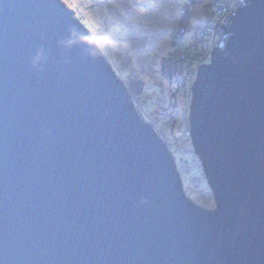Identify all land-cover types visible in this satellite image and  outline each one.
<instances>
[{
    "label": "water",
    "instance_id": "obj_1",
    "mask_svg": "<svg viewBox=\"0 0 264 264\" xmlns=\"http://www.w3.org/2000/svg\"><path fill=\"white\" fill-rule=\"evenodd\" d=\"M223 28L189 109L207 209L101 50L59 43L73 10L0 0V264H264V0Z\"/></svg>",
    "mask_w": 264,
    "mask_h": 264
},
{
    "label": "rangeland",
    "instance_id": "obj_2",
    "mask_svg": "<svg viewBox=\"0 0 264 264\" xmlns=\"http://www.w3.org/2000/svg\"><path fill=\"white\" fill-rule=\"evenodd\" d=\"M62 1L91 35L113 38V45L99 50L124 82L136 112L152 126L175 158L186 196L201 207L214 209V196L203 174L201 160L193 153L186 132L190 122L191 86L196 79L191 74L200 63L193 59V53L198 50L190 49L192 32L198 21L204 20L206 5L211 0L192 5L187 15L181 13L187 0ZM184 16L190 21L185 27L181 24ZM183 51L191 58L182 61ZM163 57L186 68V78L181 77L179 84L168 78L171 71L165 72Z\"/></svg>",
    "mask_w": 264,
    "mask_h": 264
},
{
    "label": "built area",
    "instance_id": "obj_3",
    "mask_svg": "<svg viewBox=\"0 0 264 264\" xmlns=\"http://www.w3.org/2000/svg\"><path fill=\"white\" fill-rule=\"evenodd\" d=\"M188 3L190 6H192L196 3L200 4L201 0H189ZM244 4L245 0H211L205 9L206 16L204 20L198 22L197 30L194 33L195 39L193 46L198 50V52L194 54L197 57L194 56L193 59L200 62L198 65L202 64L205 59L208 60L210 57L209 55L214 48H218L220 50L225 48L229 34L222 33L224 30L222 27L223 25L228 27L231 24L232 19L237 13L238 7H243ZM189 5L185 6L181 13L187 15L190 7ZM231 15L232 18L228 21ZM181 20L182 26L185 27V23L188 22L189 18L184 16ZM227 21L229 22L228 25ZM184 27L182 28L183 30ZM183 30L181 32H183ZM181 57L183 59L182 61H186L188 59L184 53L181 55ZM168 64L170 65L171 70L168 68ZM164 68L166 69V73L171 71V73L168 75V78L171 82L176 81V83L179 84L181 77L186 78L184 75L186 73V68H184L182 65L178 66L174 64L172 59H165ZM197 68V66L196 68H193L191 76L195 75ZM188 71L189 70H187V72ZM187 76H189V73H187ZM186 132L187 136L189 137L191 134L189 128L186 130Z\"/></svg>",
    "mask_w": 264,
    "mask_h": 264
},
{
    "label": "clouds",
    "instance_id": "obj_4",
    "mask_svg": "<svg viewBox=\"0 0 264 264\" xmlns=\"http://www.w3.org/2000/svg\"><path fill=\"white\" fill-rule=\"evenodd\" d=\"M189 5V4H188ZM187 6V4L185 5ZM191 7V6H190ZM183 10V9H182ZM181 10V11H182ZM193 16V15H192ZM191 16V17H192ZM191 19V18H190ZM199 22V21H198ZM190 21L187 23L188 25ZM197 27H198V23H197V26L194 28V31L192 32L193 35L195 33V31L197 30ZM189 28L187 27L186 29V33L188 32ZM195 36V35H194ZM193 36V42L191 43L190 45V49L191 50H194L195 51V47L193 46L194 45V39L195 37ZM228 39V38H227ZM77 42H81V43H84L86 45H89V46H92L93 48H96V49H100V48H103L104 46H110V45H113L115 42L113 40V38L110 36V35H102V36H98L96 34H92V35H89V36H79L77 33H75L74 31H69L68 33V36L66 39L60 41L59 43L64 46V47H71L73 44H76ZM227 45V44H226ZM126 46V45H125ZM226 47V46H225ZM218 49V48H216ZM220 50V49H219ZM224 50V48H223ZM186 55V57L188 58H191L189 56H187L186 54V51L182 52ZM95 53L90 51L89 52V55H94ZM189 54V53H188ZM195 53H193L194 55ZM211 55V54H210ZM209 55V56H210ZM164 60L167 59L166 57H163ZM210 58L211 56L208 58V60L202 62V64L198 65L197 67V71L195 73V78L197 76V72H198V69H199V66L203 65V64H208L209 61H210ZM47 60V54L44 52L43 49H40L38 51H36V53L31 57L30 59V66L34 69V70H39V66H41L45 61ZM161 65V63H160ZM162 66H164V62L162 64ZM197 79V78H196ZM195 79V80H196ZM195 80L193 81V84L195 82ZM173 83V82H172ZM192 84V86H193ZM191 86V88H192ZM192 91V90H191ZM192 93V92H191ZM192 97V96H191ZM192 102V101H191ZM189 130L191 132V126H190V122H189ZM191 136V134H190ZM190 136H189V139H190ZM175 159V158H174Z\"/></svg>",
    "mask_w": 264,
    "mask_h": 264
},
{
    "label": "trees",
    "instance_id": "obj_5",
    "mask_svg": "<svg viewBox=\"0 0 264 264\" xmlns=\"http://www.w3.org/2000/svg\"><path fill=\"white\" fill-rule=\"evenodd\" d=\"M189 2V0H187V3ZM189 4V3H188ZM188 4H187V6H188ZM190 6V5H189ZM185 7V6H184ZM184 7L182 8V9H184ZM206 7H207V5H206ZM181 9V10H182ZM189 9H190V7H189ZM85 24H86V22H85ZM189 31V30H188Z\"/></svg>",
    "mask_w": 264,
    "mask_h": 264
}]
</instances>
